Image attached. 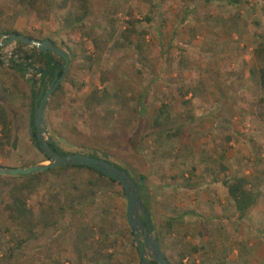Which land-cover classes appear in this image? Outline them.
I'll use <instances>...</instances> for the list:
<instances>
[{"label":"rangeland","instance_id":"1","mask_svg":"<svg viewBox=\"0 0 264 264\" xmlns=\"http://www.w3.org/2000/svg\"><path fill=\"white\" fill-rule=\"evenodd\" d=\"M79 1L51 0V8L41 5L37 13L18 0H0L1 28L16 25L33 36L43 33L76 57L60 81L59 106L52 107L54 99L45 109L43 139L60 137L64 148L68 143L107 146L113 159L144 175L154 196L152 235L158 236L168 264H221L222 239H227L221 236L222 223L229 224L231 237L245 251V263L249 255L248 264H264V87L258 83L264 66V0H85L82 23L62 27L63 19L81 13ZM32 20L41 26L26 28ZM131 20V43L124 45L121 34ZM14 48V42L0 46V55ZM102 87L122 88L127 105L110 99L87 110L86 95ZM142 90L149 113L165 104L173 124L182 128L161 146L149 145V138L137 154L127 137L137 122L132 108ZM27 115V107L21 109L11 125L16 145L0 149V166L43 159L31 143ZM221 166L229 181L244 177L254 196L241 216L221 184ZM9 176L15 183L23 180ZM39 178L33 190L19 193L33 213L29 223L39 221L33 236L21 220L9 218V184L0 183V264H106L91 262L92 248L80 240L84 235L96 239L100 230L108 242L116 239L105 250L113 254L111 264H139L124 218V196L111 194L112 188L85 169L47 171ZM73 186L96 191L81 212L66 207ZM166 217H173L169 225Z\"/></svg>","mask_w":264,"mask_h":264},{"label":"trees","instance_id":"2","mask_svg":"<svg viewBox=\"0 0 264 264\" xmlns=\"http://www.w3.org/2000/svg\"><path fill=\"white\" fill-rule=\"evenodd\" d=\"M19 3L23 4V6L34 10L35 12H41V5H44L45 9L51 8V0H18ZM79 7H80V14L73 15L72 17H67L63 19L62 27L64 28H73L76 24H81L83 19L88 13V8L85 5V0L79 1ZM145 21H148V17H143ZM135 23V20H131L128 23V27L123 29L121 38L123 39L124 45L130 44L131 41L129 39V35L132 31V26ZM13 33H21L22 35L26 37L33 38L35 40L42 39L43 37L40 36H33L27 33L18 32L12 28H1L0 27V35H8ZM54 45L55 42L52 39H49ZM118 44V43H117ZM117 44L114 43L116 46ZM15 48L13 49V52L17 54L18 61H14L13 59L9 60V64L6 66L8 69L13 71V79L11 86L14 89V92L19 95L20 103L19 107H13L11 104L6 102L4 98L0 97V149L9 146L10 148L14 149L16 145V138L11 135V125L19 119L20 117V110L25 107H27V120H28V127L30 130V140L31 143L35 139L33 132L34 127L32 125V112H33V101L35 98H37L39 91H43L49 82L51 81L54 71L57 70L56 75L58 76L61 71V58L53 55L52 53L48 52H39L36 51L34 47H29L24 44L18 43L17 41L14 42ZM119 47H122L123 44H118ZM96 49H98V46L95 45ZM260 46V45H259ZM66 54L68 55L69 63L74 61L75 54L73 50L70 47L62 46V48ZM86 62L89 64H92L93 60L90 56H85L84 58ZM0 60V64H1ZM37 64L36 70L40 72L39 78L30 77L27 79H24V72L27 68L31 67L34 64ZM21 81V84H25L29 88V92H24L20 89V87L17 85L18 82ZM258 83L261 87H264V66L260 67L258 69ZM122 88L117 91L108 92V90L105 87H102L101 89H92L85 97L84 99V106L87 110H89L93 106H97L102 104L103 102H106L107 100H115L120 106L125 107L127 103L123 101L125 99V96L122 93ZM121 92V93H120ZM62 94V85L59 84L55 87V89L50 93L49 95V101L50 100H56L60 99ZM145 95L146 91L142 90L137 93V96H135L136 99V105L132 110L135 112V116L133 119H135L137 122H135L134 128L131 129V133H129L128 138V146L134 153L141 154V152L144 150L145 146L142 145L147 142L149 139V142L151 141L149 145L156 144L157 146H161L162 143L169 142L172 137L178 136L179 131L182 128V124L175 125L173 124L172 119L170 118L169 111L166 109L165 104H161L156 110L154 109L151 113L148 111V106L145 103ZM120 101V102H119ZM51 105V104H50ZM54 106V105H53ZM58 106V105H57ZM56 107V106H54ZM107 112V111H106ZM111 114V112H110ZM99 119H104V116L99 115ZM49 139L47 140L49 142V145L51 146L53 152L56 154H69V153H75V152H81L83 154H87L90 156L98 157L107 160L114 166L123 169L128 175H130L134 180L135 184L138 188L139 195L141 198V201L143 203V206L145 210L148 213L149 221L151 223L152 231H155L154 223L152 222L153 218V212L152 208L154 205V196L150 194L147 191V185L144 181L145 176L141 175L139 173H133L128 166L124 165L121 161L117 159H113V154L108 151L106 148L107 146L104 145H73L68 143L66 145V148H64L58 141H61V138H57L55 141L52 140L51 136L49 135ZM38 143V141H37ZM36 143V144H37ZM33 144V143H32ZM35 146V145H34ZM36 147V146H35ZM38 151V149L36 147ZM41 152V151H40ZM42 153V152H41ZM43 160H46L48 157L42 153ZM69 168L74 169H85L90 172H93L96 175L97 180H100V185H102L104 188L110 187L111 194L113 195H119L123 197V191L121 188V185L113 181L101 173L95 171L94 169L82 165H66V166H60L56 168H51L48 170L40 171V172H34L30 174L20 175L23 176V180L19 183H15L12 181V176L9 175H0V183L2 184H9L8 190H9V198L10 201L7 204V209L9 211V218L18 219L21 220L23 223V227L25 231L29 234V236H33V229L39 222L38 219L35 220L32 224L29 223V221L32 220V211L29 209L24 201V198L19 195L21 191H31L33 188L38 184L40 180V176H42L45 172H56V171H63ZM224 166H221L222 171V179L221 184L226 187V193L228 197L232 200L233 206L235 208V211L238 212V214L241 216L244 211L253 203L254 196L250 194V192L246 189V180L244 177H234L232 181H229V178L225 175ZM135 172V171H134ZM136 177V178H134ZM141 178V182L138 178ZM90 184V183H89ZM96 185V184H95ZM74 193L69 196L66 207L68 209L72 208L73 211H82L85 207H88L92 202L93 198L96 195V191L92 188H78L76 186H73ZM19 195V197H18ZM77 203V207L73 208V204ZM48 211H51V207H47ZM63 207L59 206L58 211L62 210ZM47 211V212H48ZM52 212V211H51ZM54 213V211H53ZM80 218V214H78ZM50 219V215L48 216ZM172 218L166 217V224L169 225L172 221ZM53 221H51L52 223ZM142 222V219H141ZM47 226V223L44 225V227ZM33 228V229H32ZM130 236H131V242L133 243L134 250L136 251V247L134 244V240L132 238L131 232L128 230ZM100 236H97L96 239H93L92 235H84L81 236V239L83 242L87 243V245L92 248L93 256L91 257V262H98L100 259L105 261L106 264H111L110 260L113 259L112 252L106 253V249L109 247H113L116 245V239L114 236V239L108 242V238L106 237L107 233L102 232L100 230ZM106 237V238H105ZM154 239L157 241L158 236L154 234ZM105 251L104 253L102 251ZM137 254V251H136ZM148 264H156L153 260H147Z\"/></svg>","mask_w":264,"mask_h":264},{"label":"water","instance_id":"3","mask_svg":"<svg viewBox=\"0 0 264 264\" xmlns=\"http://www.w3.org/2000/svg\"><path fill=\"white\" fill-rule=\"evenodd\" d=\"M2 36L3 35H0V46H5L11 42L17 41L18 43L26 46L34 47L36 51L52 53L53 55L61 58L62 63L59 75H56L57 70H55L51 81L43 91H39V94L37 98L34 99L32 106V125L34 127L33 135L35 138L32 143L48 158L45 162L30 165L18 167L0 166V174L25 175L66 165H82L94 169L105 177L116 181L121 185L125 199L124 218L135 243L139 264H148L147 260L149 259L155 261L156 264H168L166 258L160 251L157 241H155L152 235L149 216L141 201L135 180L123 169L114 166L102 158L90 156L81 152L56 154L53 152L49 142L44 140L42 137L43 132L46 130L43 120L44 106L48 96L59 84L66 73L69 65V59L66 52L54 45L48 38L35 40L33 38L26 37L21 33L8 34L4 36L3 39ZM138 179L140 182L142 181L140 177Z\"/></svg>","mask_w":264,"mask_h":264},{"label":"crops","instance_id":"4","mask_svg":"<svg viewBox=\"0 0 264 264\" xmlns=\"http://www.w3.org/2000/svg\"><path fill=\"white\" fill-rule=\"evenodd\" d=\"M30 24H28L26 26V28H28L29 30L31 28H35V27H39L41 26L40 22H37L36 21H29ZM7 28H12L18 32H22L20 31L16 25H12V26H6ZM40 37H43V38H48V39H51L50 36H47L45 34H41L39 35ZM0 70H2V73L0 72V97L4 98V100L6 102H8L9 104H11V106L13 107H19V103H20V99H19V95L16 94L14 92V89L12 88L11 86V83H12V79H13V71H11L10 69H8L7 67H0ZM24 78V77H23ZM25 79V78H24ZM21 90H23L24 92H29V88L28 86H26L25 84H21V81L18 82L17 84ZM48 101H49V96L46 100V103H45V106H44V110H43V120H44V113H45V109H47V105H48ZM52 105L58 107L59 104H60V100L56 99L54 101V103H51ZM58 105V106H57ZM52 106V107H54ZM25 107H26V104H25ZM25 107H23L22 109H24ZM45 123V121H44ZM45 160L43 159H40V160H36L34 163H40V162H44ZM28 164L26 165H30L31 163L33 162H27ZM24 165V164H23ZM1 166H4V165H1ZM232 201V200H231ZM233 207V211H235V208L234 206ZM219 210V212L221 211V208H217ZM248 209V208H247ZM216 210V209H215ZM224 218V217H223ZM229 227V224H225L222 223V231H224L225 233L223 234V232L221 233V236L223 238H227V239H222L223 241V244L221 246V255H219L220 257V261H221V264H248V260H249V255H247V262L245 263V251L244 253L239 250V244L237 241H235V237L231 235L233 234H230L228 230H230ZM232 231V230H231ZM238 234V233H237ZM219 235V234H218ZM239 236V235H238ZM231 237V238H229ZM238 238V237H237ZM223 262V263H222Z\"/></svg>","mask_w":264,"mask_h":264},{"label":"built area","instance_id":"5","mask_svg":"<svg viewBox=\"0 0 264 264\" xmlns=\"http://www.w3.org/2000/svg\"><path fill=\"white\" fill-rule=\"evenodd\" d=\"M2 38H4V35L2 36ZM13 59L14 61H18V57L17 54L13 52V49H4V51L2 52V55H0V60L2 62L3 65L7 66L9 64V60ZM36 66H31L29 68L26 69V71L24 72V78H30V77H34V78H39L40 76V72L38 70H36Z\"/></svg>","mask_w":264,"mask_h":264},{"label":"flooded vegetation","instance_id":"6","mask_svg":"<svg viewBox=\"0 0 264 264\" xmlns=\"http://www.w3.org/2000/svg\"><path fill=\"white\" fill-rule=\"evenodd\" d=\"M162 253V252H161Z\"/></svg>","mask_w":264,"mask_h":264}]
</instances>
